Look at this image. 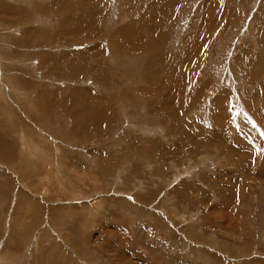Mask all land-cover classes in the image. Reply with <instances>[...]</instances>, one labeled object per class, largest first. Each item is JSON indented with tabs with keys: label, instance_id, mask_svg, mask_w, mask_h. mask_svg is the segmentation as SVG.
I'll list each match as a JSON object with an SVG mask.
<instances>
[{
	"label": "rangeland",
	"instance_id": "obj_1",
	"mask_svg": "<svg viewBox=\"0 0 264 264\" xmlns=\"http://www.w3.org/2000/svg\"><path fill=\"white\" fill-rule=\"evenodd\" d=\"M263 154L264 0H0V264L207 259L187 186L264 264Z\"/></svg>",
	"mask_w": 264,
	"mask_h": 264
},
{
	"label": "crops",
	"instance_id": "obj_2",
	"mask_svg": "<svg viewBox=\"0 0 264 264\" xmlns=\"http://www.w3.org/2000/svg\"><path fill=\"white\" fill-rule=\"evenodd\" d=\"M37 9H39V6H37ZM39 12H40V10H39ZM12 17H15V15H12ZM39 19H40V17L37 20H39ZM178 114L180 115V111H178ZM185 164H186V159H185ZM176 166L178 167V163H175L173 166V168L174 169L176 168V170H173L170 172V178L172 175L175 174L174 172L178 173L176 179L172 183H169V185L167 187L163 186L164 188H166L168 190L173 189L174 195L176 193L175 192L176 190H174V189L184 188V183L179 184L178 179L180 178L181 180L182 179L184 180V178L191 176L190 171H189L191 169L186 171V173H182V172H179L180 168L178 167L179 169H177ZM187 181L191 182V179L186 180V182ZM192 185H194V184H192ZM191 187L193 188V186H191ZM191 187H189L190 188L189 189L187 186L185 189V192L189 198L197 199V201L196 202L193 201V203L195 202V206L194 205L192 206L191 203L187 202V208L185 209V211L193 210V213H192V215L189 216V218L187 217L188 218L187 220L184 221V222L187 221V223L183 222V224H182V222H181L178 224V226H180L182 224V226H184V228L187 229L191 224L195 223V226H199L200 229H202V231H204L203 228H205V230L207 232L204 231V233H201V236L199 234L198 235L194 234V236H195L194 239H202V241L210 242L209 245L212 244V246L216 247V249L212 250V248L209 246L203 247V250L205 252L207 251V254H208V257L206 256L207 259H203L201 257L194 258L193 256H191V253H189L188 256H190V257L185 256L186 259L178 258L177 256L176 257L174 256V258H172V263L173 264H211V262H213V264H232L233 261H235V262L239 261V259L237 260V258H236L237 256H235V255H239L240 257H250L248 259L243 260V261H247L246 264H254L256 258L260 259V257H258V255H257V248L249 250L250 251L249 253H245L244 251L242 252V250H244L243 248L236 247V244L238 241L235 238V234L233 237L228 236L227 234H224V233H226L224 231H227L226 219L230 220L231 222H234L235 228L237 227L236 223H238V221H235L234 218H230V219L226 218V217L214 218L212 216L213 214L212 215L209 214V212L206 210V208H204V204H205V197L204 196L210 197V195L213 193L214 194L213 204H212L213 206L210 207V208H212L209 210L210 213H212L211 210H213V209L216 210L217 211L216 213H218V214L224 212V210H226V212H227V209H229V205H230V203H228V201L230 200L231 195L228 198V192L219 191V189L216 190V189H212V188H206L205 190H203V189H202V191L200 190V193L198 195H197L198 191H196V195L194 197L193 196L194 191H193V189H191ZM201 188H203V187H201ZM157 194H158V192H157ZM222 195H223V198L226 196L228 199H225V200L221 199ZM175 197H176L175 199H178L177 195H175ZM174 202L176 204L177 201H174ZM180 203H182V202H180ZM207 203L209 204L211 202L208 200ZM239 203H241V202H239ZM237 205L234 208V211L238 210ZM172 206H173V201H172ZM6 209H7V207H4L2 209V211L5 212ZM175 210H177V209H175ZM195 210H198V212L200 211V214L198 213L199 216H196V214L194 212ZM220 211H222V212H220ZM188 214H190V213H188ZM163 216H164V214H163ZM184 216H185V214H184ZM159 220L161 221V223H164V219L162 218V214H160ZM168 220L170 222V223L169 222L167 223L168 227L172 226L175 229L176 226H173L172 222L174 221V223H175L178 219H175L172 217L171 220L170 219H168ZM238 220H239V218H238ZM257 220L259 223L260 219L257 218ZM263 222H264V220H263ZM143 224L145 226V232L143 233V236H144V239L148 240V238L150 239V237H146V233H147V236H150V234H152V232L154 233V230L152 229V227H154V226H152L151 223L149 224L147 222L146 223L144 222ZM176 229H175V231L178 230V229L177 230ZM189 229H190V227H189ZM153 236L155 237V235H153ZM180 236L182 237V234H180ZM256 238H257V236L255 235L254 241ZM182 239H183V241H186L185 238L182 237ZM157 240L160 242L162 241L160 239H157ZM238 240H239V238H238ZM190 245L191 246L193 245L192 242L190 243ZM193 246L196 247L195 244ZM160 247L164 248L162 245H160ZM238 248H240V250L234 251V249H238ZM261 250H263V252H264V246L262 247ZM184 252H185V250H184ZM231 253H233V254H231ZM227 255H229V256H227ZM252 255H254V256H252ZM168 261L170 262V259H168ZM258 261L263 262V260H258ZM208 262H210V263H208ZM170 264H171V262H170Z\"/></svg>",
	"mask_w": 264,
	"mask_h": 264
},
{
	"label": "bare ground",
	"instance_id": "obj_3",
	"mask_svg": "<svg viewBox=\"0 0 264 264\" xmlns=\"http://www.w3.org/2000/svg\"><path fill=\"white\" fill-rule=\"evenodd\" d=\"M42 6V5H41ZM41 10V9H40Z\"/></svg>",
	"mask_w": 264,
	"mask_h": 264
}]
</instances>
